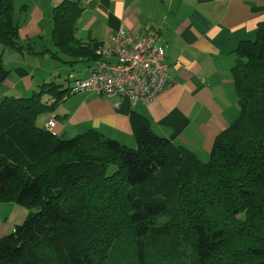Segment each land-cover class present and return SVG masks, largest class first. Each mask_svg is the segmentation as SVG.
<instances>
[{"label":"trees","instance_id":"16d2710c","mask_svg":"<svg viewBox=\"0 0 264 264\" xmlns=\"http://www.w3.org/2000/svg\"><path fill=\"white\" fill-rule=\"evenodd\" d=\"M85 7L51 10V40L69 64L100 58L99 43L75 35ZM13 14V0H0V44L30 51ZM234 52L240 111L205 161L138 114L134 146L34 124L72 93L62 83L0 98V202L31 210L0 238V264H264V20ZM7 74L0 60V84Z\"/></svg>","mask_w":264,"mask_h":264},{"label":"crops","instance_id":"0c3cea01","mask_svg":"<svg viewBox=\"0 0 264 264\" xmlns=\"http://www.w3.org/2000/svg\"><path fill=\"white\" fill-rule=\"evenodd\" d=\"M17 1L23 6L14 18L18 39L24 45L29 41L32 50L0 44V60L8 70L0 84V98L26 96L44 82L64 84L68 80L69 87L73 79L88 75L96 60L69 64L71 58L57 51L51 40V10L61 0ZM81 2L86 7L76 22L77 38L107 49L119 30L152 31L165 49L171 86L149 102L135 103L126 96L71 93L37 125L44 127L53 120L52 129L61 138L94 129L134 146L132 116L138 114L155 133L207 160L216 135L239 114L240 100L230 71L237 58L234 50L239 41L255 38L257 25L264 20V0ZM74 64L78 73L72 71ZM30 211L12 201L0 202V238Z\"/></svg>","mask_w":264,"mask_h":264},{"label":"built area","instance_id":"2783aa9c","mask_svg":"<svg viewBox=\"0 0 264 264\" xmlns=\"http://www.w3.org/2000/svg\"><path fill=\"white\" fill-rule=\"evenodd\" d=\"M96 53L100 58L91 72L72 80V93L92 91L106 97L126 96L135 103L149 102L171 86L165 49L150 30H119L111 37L109 47L99 46ZM53 126L52 120L44 128L55 134Z\"/></svg>","mask_w":264,"mask_h":264},{"label":"rangeland","instance_id":"374dc122","mask_svg":"<svg viewBox=\"0 0 264 264\" xmlns=\"http://www.w3.org/2000/svg\"><path fill=\"white\" fill-rule=\"evenodd\" d=\"M13 3H15V10L16 12H14L13 16L14 18H17L18 16V11L19 9H21V7H19L18 5V1L17 0H13ZM73 72L75 73H78V69H77V65L74 64V69H72ZM69 84V81L67 80V82H64V86L68 85ZM30 93H28L29 95ZM59 104H56L55 105V109L58 107ZM54 111L53 110H50V111H42L41 113H39L35 119H34V124H38L41 122V119L43 120L44 118L46 119V117L48 116V114H51L52 112ZM207 158V157H206Z\"/></svg>","mask_w":264,"mask_h":264},{"label":"water","instance_id":"95a60500","mask_svg":"<svg viewBox=\"0 0 264 264\" xmlns=\"http://www.w3.org/2000/svg\"><path fill=\"white\" fill-rule=\"evenodd\" d=\"M58 192V191H57Z\"/></svg>","mask_w":264,"mask_h":264}]
</instances>
